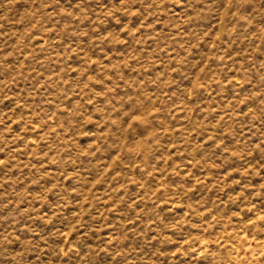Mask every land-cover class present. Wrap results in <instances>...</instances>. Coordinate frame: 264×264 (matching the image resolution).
Returning <instances> with one entry per match:
<instances>
[{
    "label": "rangeland",
    "instance_id": "374dc122",
    "mask_svg": "<svg viewBox=\"0 0 264 264\" xmlns=\"http://www.w3.org/2000/svg\"><path fill=\"white\" fill-rule=\"evenodd\" d=\"M0 264H264V0H0Z\"/></svg>",
    "mask_w": 264,
    "mask_h": 264
}]
</instances>
